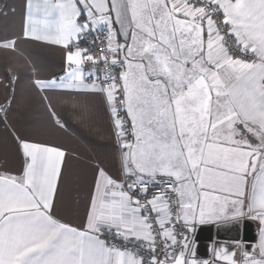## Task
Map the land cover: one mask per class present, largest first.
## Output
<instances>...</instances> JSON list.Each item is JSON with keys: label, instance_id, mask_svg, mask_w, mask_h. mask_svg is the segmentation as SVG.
Here are the masks:
<instances>
[{"label": "snow or ice", "instance_id": "1", "mask_svg": "<svg viewBox=\"0 0 264 264\" xmlns=\"http://www.w3.org/2000/svg\"><path fill=\"white\" fill-rule=\"evenodd\" d=\"M0 19V264H264V0H0ZM29 66L83 152L13 124Z\"/></svg>", "mask_w": 264, "mask_h": 264}, {"label": "crops", "instance_id": "2", "mask_svg": "<svg viewBox=\"0 0 264 264\" xmlns=\"http://www.w3.org/2000/svg\"><path fill=\"white\" fill-rule=\"evenodd\" d=\"M9 3L19 5L21 0H8ZM11 27V24L8 25ZM5 22L0 19V32L3 31ZM24 56L35 60L41 69V75H48L50 72L58 71L61 64L60 53L55 46H37L34 44L22 45ZM5 67L4 59L0 56V72H3ZM34 73L29 66L20 71V85L17 89L19 96V113L12 117V122L17 129L22 133L40 139L56 140L64 143L67 147L79 154L84 151L87 141L83 139V135H88L87 130L80 126L78 120L72 115L70 105L65 104L59 97L55 98L57 111L72 125L66 134L56 132L49 123L48 111L44 101L41 100L38 93H34L29 87V81ZM83 133V135H82ZM3 126L0 125V138L4 137ZM95 139V137H92ZM11 157V146L8 149ZM0 149V155H2ZM91 173L87 167V161L81 157L73 159L70 162V167L65 175L66 185L69 196L77 198L78 195H83V189Z\"/></svg>", "mask_w": 264, "mask_h": 264}, {"label": "water", "instance_id": "3", "mask_svg": "<svg viewBox=\"0 0 264 264\" xmlns=\"http://www.w3.org/2000/svg\"><path fill=\"white\" fill-rule=\"evenodd\" d=\"M251 231V230H250ZM208 233L206 232L205 235H207Z\"/></svg>", "mask_w": 264, "mask_h": 264}]
</instances>
